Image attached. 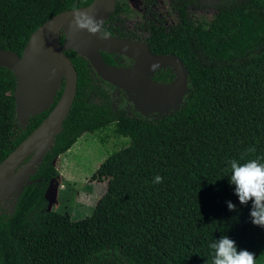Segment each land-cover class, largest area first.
I'll use <instances>...</instances> for the list:
<instances>
[{
  "label": "trees",
  "instance_id": "obj_1",
  "mask_svg": "<svg viewBox=\"0 0 264 264\" xmlns=\"http://www.w3.org/2000/svg\"><path fill=\"white\" fill-rule=\"evenodd\" d=\"M92 1L0 0V49L22 56L46 21ZM173 7V27L145 26L152 52L177 55L188 69L189 91L168 115H143L87 59L65 51L78 73L76 97L31 183L0 204V264H210L209 245L224 235L264 264V228L251 222L252 202L240 204L228 165L264 157V0L222 6L209 23L189 18L186 0H174ZM128 13L117 0L104 29L125 38L114 24ZM65 39L63 32L62 45ZM102 56L116 67L134 64L126 55ZM175 78L171 67L152 77L161 83ZM15 91L14 73L0 67V163L50 112L21 126ZM107 130L129 144L111 153L93 176L107 180L93 214L75 221L49 210L46 195L59 176L54 160L84 132ZM251 147L255 153L247 151ZM157 175L162 183H154Z\"/></svg>",
  "mask_w": 264,
  "mask_h": 264
},
{
  "label": "water",
  "instance_id": "obj_2",
  "mask_svg": "<svg viewBox=\"0 0 264 264\" xmlns=\"http://www.w3.org/2000/svg\"><path fill=\"white\" fill-rule=\"evenodd\" d=\"M116 5L117 0H93L87 6L53 16L31 35L22 56L0 49V67L12 70L16 77V113L21 126H27L31 116L50 110L0 163V204L31 183L36 166L43 162L55 136L63 129L78 83L77 70L65 51L73 50L87 59L100 78L127 92L135 109L145 116L168 115L182 105L189 91V73L179 56L154 54L145 40L116 35L101 39L99 34L73 29L74 11H87L105 24ZM63 32L66 39L62 45ZM103 52L129 56L134 64L113 66L104 60ZM166 67L175 70L176 78L170 83L154 81V74ZM62 86L63 93L54 105Z\"/></svg>",
  "mask_w": 264,
  "mask_h": 264
},
{
  "label": "rangeland",
  "instance_id": "obj_3",
  "mask_svg": "<svg viewBox=\"0 0 264 264\" xmlns=\"http://www.w3.org/2000/svg\"><path fill=\"white\" fill-rule=\"evenodd\" d=\"M128 10L123 16L124 33L132 39L145 40L148 22L163 23L168 29L178 21L174 0H120ZM180 1V0H179ZM189 2V18L209 23L219 8L243 0H186ZM104 140V143L101 141ZM129 144L111 131L84 132L67 153L57 157L53 164L59 176L52 181L48 193L49 210L68 214L79 221L90 217L107 191V180L93 176L108 156Z\"/></svg>",
  "mask_w": 264,
  "mask_h": 264
},
{
  "label": "clouds",
  "instance_id": "obj_4",
  "mask_svg": "<svg viewBox=\"0 0 264 264\" xmlns=\"http://www.w3.org/2000/svg\"><path fill=\"white\" fill-rule=\"evenodd\" d=\"M103 19H97L96 15L87 11H74L72 27L74 30H86L91 35L99 34L101 39H108L110 32L104 29ZM255 153V147L247 150ZM231 170L230 183L235 186V195L238 196L241 205H247L250 201L251 222L254 225L264 228V157L248 159L241 162L238 159L228 161ZM163 182V177L157 175L154 183ZM230 211L236 210L232 201H227ZM213 250L210 264H256V256L248 250H238L237 244L227 235L215 240L209 245Z\"/></svg>",
  "mask_w": 264,
  "mask_h": 264
},
{
  "label": "flooded vegetation",
  "instance_id": "obj_5",
  "mask_svg": "<svg viewBox=\"0 0 264 264\" xmlns=\"http://www.w3.org/2000/svg\"><path fill=\"white\" fill-rule=\"evenodd\" d=\"M114 27L116 28H120L121 29V31L124 33V29H123V23H120V22H116L115 24H114ZM126 34V33H125ZM115 35L116 36H118L119 37V35H118V33L117 32H115ZM126 37H128L127 35H126ZM129 38V37H128Z\"/></svg>",
  "mask_w": 264,
  "mask_h": 264
},
{
  "label": "crops",
  "instance_id": "obj_6",
  "mask_svg": "<svg viewBox=\"0 0 264 264\" xmlns=\"http://www.w3.org/2000/svg\"><path fill=\"white\" fill-rule=\"evenodd\" d=\"M51 184H52V182H51ZM48 193H49V192H48ZM48 196H49V195H48ZM48 196H47V199H49Z\"/></svg>",
  "mask_w": 264,
  "mask_h": 264
}]
</instances>
